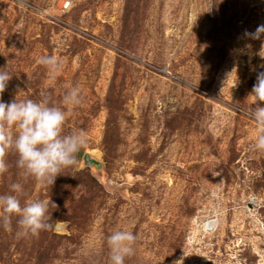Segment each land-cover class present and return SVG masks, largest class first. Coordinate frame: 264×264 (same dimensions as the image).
<instances>
[{"label": "rangeland", "instance_id": "374dc122", "mask_svg": "<svg viewBox=\"0 0 264 264\" xmlns=\"http://www.w3.org/2000/svg\"><path fill=\"white\" fill-rule=\"evenodd\" d=\"M63 1L0 0L3 100L47 98L69 113L64 133L87 138L53 185L9 153L0 194L17 182L22 204L49 201L51 227L0 225V264H108L118 228L137 236L125 264H264V151L250 150L261 130L247 114L264 51L243 37L264 0ZM52 54L55 78L36 63ZM76 85L81 105H63Z\"/></svg>", "mask_w": 264, "mask_h": 264}, {"label": "clouds", "instance_id": "9594fccd", "mask_svg": "<svg viewBox=\"0 0 264 264\" xmlns=\"http://www.w3.org/2000/svg\"><path fill=\"white\" fill-rule=\"evenodd\" d=\"M243 37L261 41V51H264V24L258 25L255 31L245 30ZM244 47L251 49L252 45L245 44ZM239 51L243 53L244 49ZM36 63L44 66L53 78L64 68L63 62L54 54L42 55ZM12 77L7 67L0 68V175L9 171L7 157L14 153L15 167L22 170L25 177L53 185L64 169L77 165V155L87 144L86 133L80 129L65 134L63 129L69 113L50 104L47 98L41 101L18 100L19 92L11 102H5L2 96ZM247 100L255 105L247 114L261 130L250 150L264 151V71L257 73ZM82 101L78 85L62 98L63 105L73 108L81 105ZM23 192V185L13 182L7 193L0 194V225L11 230L13 218L18 217L16 223L21 235H37L51 227L47 215L49 201L30 200L22 204L20 196ZM136 241V234L130 230H114L107 237L108 264H125L126 259L135 253Z\"/></svg>", "mask_w": 264, "mask_h": 264}, {"label": "water", "instance_id": "95a60500", "mask_svg": "<svg viewBox=\"0 0 264 264\" xmlns=\"http://www.w3.org/2000/svg\"><path fill=\"white\" fill-rule=\"evenodd\" d=\"M83 162L84 165L86 166H91V167L100 166V163L96 160V158L93 156L91 152L85 153L83 157Z\"/></svg>", "mask_w": 264, "mask_h": 264}, {"label": "built area", "instance_id": "2783aa9c", "mask_svg": "<svg viewBox=\"0 0 264 264\" xmlns=\"http://www.w3.org/2000/svg\"><path fill=\"white\" fill-rule=\"evenodd\" d=\"M71 4H72L71 0H64L60 5L61 11L63 13L68 12L71 9L72 6Z\"/></svg>", "mask_w": 264, "mask_h": 264}]
</instances>
